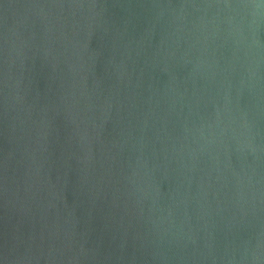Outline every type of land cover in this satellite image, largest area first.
Instances as JSON below:
<instances>
[{"label": "water", "instance_id": "1", "mask_svg": "<svg viewBox=\"0 0 264 264\" xmlns=\"http://www.w3.org/2000/svg\"><path fill=\"white\" fill-rule=\"evenodd\" d=\"M0 264H264V0H0Z\"/></svg>", "mask_w": 264, "mask_h": 264}]
</instances>
